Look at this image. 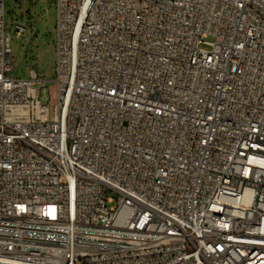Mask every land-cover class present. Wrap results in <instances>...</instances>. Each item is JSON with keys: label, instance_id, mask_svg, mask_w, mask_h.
Masks as SVG:
<instances>
[{"label": "built area", "instance_id": "1", "mask_svg": "<svg viewBox=\"0 0 264 264\" xmlns=\"http://www.w3.org/2000/svg\"><path fill=\"white\" fill-rule=\"evenodd\" d=\"M56 4L51 108L0 0V264H264V0Z\"/></svg>", "mask_w": 264, "mask_h": 264}, {"label": "rangeland", "instance_id": "2", "mask_svg": "<svg viewBox=\"0 0 264 264\" xmlns=\"http://www.w3.org/2000/svg\"><path fill=\"white\" fill-rule=\"evenodd\" d=\"M58 10L56 0H6V23L11 26L13 38V61L17 71L15 76L27 78L30 70L48 80L46 95L53 108L57 96L56 85V25ZM27 24L21 39L15 37V22ZM53 97V98H52ZM109 207L117 202L109 203Z\"/></svg>", "mask_w": 264, "mask_h": 264}]
</instances>
